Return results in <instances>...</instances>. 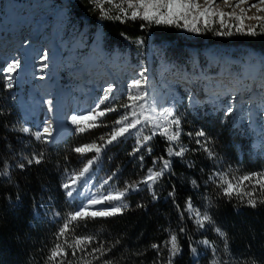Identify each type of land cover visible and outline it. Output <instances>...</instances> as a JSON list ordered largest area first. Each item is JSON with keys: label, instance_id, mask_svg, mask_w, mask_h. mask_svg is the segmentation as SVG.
I'll list each match as a JSON object with an SVG mask.
<instances>
[{"label": "trees", "instance_id": "trees-1", "mask_svg": "<svg viewBox=\"0 0 264 264\" xmlns=\"http://www.w3.org/2000/svg\"><path fill=\"white\" fill-rule=\"evenodd\" d=\"M67 8L80 18L79 23L88 40L95 36L100 43L106 40L124 47H130L133 41L139 42L141 52L130 53L129 58L139 56L148 68L153 64L154 55L171 63L179 55L189 68V55L193 50L198 52L203 47L223 46L228 42L218 35V31L202 30L198 35L183 39L172 26H142L140 20L103 19L98 16L100 10L89 0H77ZM257 38L256 42L239 40L235 43L237 47L247 48L245 53L250 58L251 69L254 67L252 62L264 55L258 52L264 50V32L258 29ZM200 67L205 68L204 61ZM218 67L224 66L219 62ZM13 97L0 75V173L5 166L7 172L0 174V264H56L49 262L48 257L56 243H63L65 238L58 239L57 233L67 214L73 211V205L65 199L61 188V175L78 165V154L73 149L98 141L107 133L115 116L107 114L102 118L105 127L84 133L72 132L65 139L47 144L33 139L31 131H22L23 120ZM173 112L181 118L179 141L187 149L184 155L169 157L166 149L170 142L159 133L136 154L133 149L137 145L129 135L107 146L92 167L115 173L111 180L115 189L122 190L126 183L140 180L148 168L159 170V164H153L158 157L170 159L171 167L151 190L141 185L138 190L130 191L124 198L128 207L123 213L74 222L75 231L66 238L94 235L89 250L101 242L111 247L110 252L99 261L93 260L92 264H102L103 260H111L113 264H166L169 250L165 241L171 234L177 235L182 249L173 264H213V261L216 264H264V204L258 203L252 208L235 194L229 198L218 186V177L213 176L217 172H227L231 179L233 174L261 172L264 171V159L248 154L247 145L230 129L227 121L223 122L222 111L209 113L197 109L193 113L182 105L173 108ZM200 130L206 133V147L215 156L209 157L196 143L197 139L205 143V137L194 135ZM151 134L148 128L147 135ZM41 153L40 163H28L34 155ZM21 164L23 168L19 167ZM210 176L213 178L209 179ZM253 184L254 181L245 182L244 191H250ZM47 192L53 196L51 205L56 211L55 218L36 214L39 199ZM254 195L258 197V191ZM189 199L195 209L201 213L206 211L212 222L199 227L194 214L187 211ZM217 227L226 234L225 237L215 231ZM205 240L211 242V246L204 247L202 241ZM153 244L160 246L159 251L152 248ZM193 247L195 253L191 251ZM68 259H76L70 250Z\"/></svg>", "mask_w": 264, "mask_h": 264}, {"label": "rangeland", "instance_id": "rangeland-1", "mask_svg": "<svg viewBox=\"0 0 264 264\" xmlns=\"http://www.w3.org/2000/svg\"><path fill=\"white\" fill-rule=\"evenodd\" d=\"M75 1L77 0H0V75L3 77L6 86L8 84L6 78L11 75L12 87H7L14 95L13 98L21 113L24 128L31 131L33 139L37 140L34 133L42 131L47 125L44 116H40V122L37 124L29 119L31 115L29 102L33 101L36 105L34 94L39 92L37 97L41 105L40 109H42V106L43 109L45 108L41 96L46 94L45 97H49L47 94L51 87L41 82L40 77L53 69L54 63L52 61L49 63H44V61L45 56L46 59H50V53L56 51L59 53V57L55 67L59 68L60 77L66 86L64 94L67 98H65V101L76 97L81 106L86 108L79 115L94 107L95 103L106 94L105 89L109 85H114V88L110 94L113 99L108 103L118 106L128 102L127 94L131 88L132 80L139 79L140 74L143 73L147 78V82L142 85V90L148 93L149 104L153 101L156 104L161 94L165 93V96L158 100L155 106L156 111L160 107L159 101L162 103L164 100H167L172 109L184 105L193 113L197 109L200 112L208 111L209 113L222 111L223 122L227 121L230 129L247 145L248 154L250 156L258 155L264 159V55L252 62L254 67L251 69L249 66L251 63L250 58L245 53L247 48L235 46V43L239 40L258 41L257 34H248L247 27L243 31L237 32L235 26L239 22L235 18L227 16L224 18L225 24L223 27H221L218 17L211 18L207 26H205L203 20H200L196 25L200 31L191 30L190 25L188 27L179 26L183 25V21L169 25L149 23L137 19L146 26H172L183 39L189 38L192 34L193 36L198 35L202 30H212L218 31L219 36H224L228 40L227 44L223 46L212 44L203 47L198 52L193 50L189 55V68L185 64L186 60L181 59L179 55L174 57L171 63L167 59H160L159 56H155V53H152L154 55L152 57L153 64L148 68L139 56L134 59L129 58L130 53L141 52L137 41H133L130 47H124L119 44H110L106 40L104 43H100L96 38L94 39L95 36L88 40L85 30L79 23L80 18L75 15L72 9L67 8V5L73 4ZM89 1L95 6L93 0ZM198 2L203 5L204 0H198ZM231 2L234 6L236 0H231ZM258 2L259 0H249V3ZM114 3H119V0H114ZM217 3L225 12L233 10V8L225 5L224 0H217ZM63 4L64 6H62ZM35 7L39 9L38 12L32 11ZM106 7L112 8V5H106ZM241 7L247 8L248 6L241 5ZM9 8H11L10 11H8ZM235 11L239 13V8H236ZM49 13L48 21L42 24L39 29L41 19ZM61 13H63L62 18L58 20L57 18ZM40 14L42 17L37 19L36 16ZM116 14L118 13L112 8L109 15ZM247 15L264 16V12H258L257 9L252 8L248 10ZM98 16L109 19L102 17L101 12ZM123 20L120 19V21ZM260 23V21L244 19V25H256V31L259 29ZM225 31H230L232 34H219ZM33 32H36L34 62L33 65L31 64L32 66H28L27 79L22 81L20 76H16L15 71L8 73L4 69L11 64L10 59L14 57L12 56L13 53L21 54L20 47L24 43L22 41L31 38ZM55 33L54 39L53 34ZM116 49H119V51L115 52ZM258 52L264 54V50L259 49ZM20 58L15 61L19 63ZM202 61L205 63L203 69L200 67ZM219 62L224 66L222 69L218 67ZM45 65L46 67H44ZM20 66L18 65V67ZM206 68L210 72H205ZM32 81H34L33 86ZM50 81H52V77L48 80V82ZM43 86L46 87V92L40 93V88ZM86 87L89 90L92 89V91L84 96L85 98H82L81 94L77 95V90ZM251 95H253L252 98ZM73 105L76 104L73 103ZM229 107L233 109L230 113L227 111ZM34 110H36L35 107ZM122 113L123 109H120L119 112L109 114L115 116L116 120ZM73 115L75 114L66 111L64 122L67 126L61 127L62 131L58 132L54 138L48 137L47 140L40 141L50 144L67 138L72 132L78 133L76 131L77 125L72 123L71 118ZM110 130L111 126L107 132ZM147 130L148 128L145 127L143 135H147ZM50 131L52 130L50 129ZM136 131L131 130V134L126 135L132 137L137 145ZM170 143L176 151L179 150L176 142ZM179 145H182L180 141ZM92 155L94 153H88L85 156L78 154V165L67 169V173L63 171L61 183L67 182L68 174L81 169L86 159L91 158ZM112 174V172L109 173L101 167H91L89 173L77 183L78 189H82V192L81 199L74 200L72 203L73 211L78 210L83 205V199L86 202L87 197L99 193L106 194L108 191L115 189L111 181L101 187L103 181ZM88 186L91 188L88 189ZM52 203L53 196L47 192L39 199L36 214L43 218H55L56 211L53 209ZM189 214L193 213L189 212Z\"/></svg>", "mask_w": 264, "mask_h": 264}, {"label": "snow or ice", "instance_id": "snow-or-ice-1", "mask_svg": "<svg viewBox=\"0 0 264 264\" xmlns=\"http://www.w3.org/2000/svg\"><path fill=\"white\" fill-rule=\"evenodd\" d=\"M93 3L97 8L100 9L102 17L109 19H131L137 20L141 19L149 23L155 24H174L179 21H183L182 27L191 26V30L200 31L196 27L200 20H203L205 26H207L213 17L219 18V23L221 27L225 24V17L235 18L239 23L235 26L237 32H241L247 27V33L250 35L257 34L256 25H244V19L260 21L259 31L264 32V16L259 15H247L249 9L255 8L258 12H264V0H259L258 3H249V0H236L233 6L231 0H224L227 7L233 8L232 11L225 12L219 7L217 0H204L203 5L198 2V0H119V3H114V0H93ZM106 5H112V8L116 10L118 14L109 15L112 8H107ZM241 5H247L248 7H241ZM239 8V13L235 11ZM144 26V25H142ZM220 35H231L230 31L220 32ZM46 59V56H45ZM18 67V61H14L9 64L4 71L12 73ZM46 67V65L44 66ZM9 88L12 87V77L9 75L7 78ZM147 82L146 76L143 73L140 74L139 79H133L131 82V88L127 94L126 103L119 104L118 106L110 104L111 93L113 92L114 85H109L105 89V95L95 103L94 107L87 109L81 115H73L72 123L77 125L76 131L84 133L92 129L99 127H105L103 120L101 118L105 117L109 113L119 112L123 109V113L113 121L111 125V130L103 135H101L97 140L90 143H86L77 146L73 149L74 152L85 156L88 153H94L91 158L86 159L83 167L76 170L67 176V182L62 186L66 191L68 197H72L75 186L89 173L90 168L93 166L94 162L99 159V156L103 149L107 146L112 145L119 139L125 137L126 134H131V130H137L135 134L137 135V146L133 149V154L138 153L141 148L147 147L148 142H150L153 137L159 133L164 136L168 142H176L179 146V150L176 151L172 144L166 149L167 155L171 156H183L187 150L184 146L179 145L180 136L182 134L181 130V118L175 116L173 109L171 107L164 108L159 112L156 111L155 102L151 104L148 102V93L142 90V85ZM103 106V107H102ZM232 108L229 107L227 111L232 112ZM131 117V119H129ZM171 117V119H170ZM139 126V127H138ZM145 127L149 128L151 135H143ZM51 125H47L42 131H37L34 133L37 140H47L50 133ZM23 132L27 133L30 130L28 128H23ZM47 134V135H46ZM188 135H193L189 133ZM196 137H205V143H202L199 139L196 140L197 144L205 149L209 157L215 156V153L206 147V142L208 138L203 130L197 131L194 134ZM147 151L150 153L151 148L148 147ZM43 158L41 153L39 156L34 155L32 159L28 160V163L33 162L40 163ZM141 161L143 156L140 157ZM154 166L159 164V170L155 168H148L147 173L140 180L128 182L125 184L124 188L113 189L105 193H99L98 195L92 196L88 199L87 204L79 207L78 210L72 211L65 217L64 223L59 228L57 233V238L63 239V243H56L50 252L48 257L49 262L55 261L56 264H92L93 260H101L106 253L111 251V247H106L103 242H101L97 247H92L89 250V245L95 240L94 235H72L70 239L66 238L69 233H74L75 229L73 227L74 222H80L87 219H95L99 217H112L117 214L123 213L128 207L124 202V198L130 191H135L140 188L141 185L147 186L150 190L153 185L156 184L159 179L168 171L171 167L170 159H165L164 157H158L153 161ZM19 167L23 168L24 165L21 164ZM67 173V169L65 170ZM0 174H7L6 166L5 170ZM115 173L109 176L103 181L104 185H107L109 181L113 179ZM213 176L218 177V186L222 190L223 194L231 198L234 194L243 202L252 208H255L258 203L264 204V171L253 172L241 176L232 175L229 178V173L227 172H217ZM213 177L210 176L209 179ZM250 191H244L245 182H253ZM85 182H87L85 180ZM195 184V181H193ZM259 193L254 195V193ZM171 195V193H170ZM247 197L245 201L244 198ZM153 198L155 199V192L153 191ZM102 205L98 210H93L91 206ZM142 207V205H138ZM179 209V206H177ZM187 211L193 213L196 217V223L199 227H203L205 222H212L211 216L205 211L201 213L198 209L193 208L191 200L186 202ZM184 231V229H180ZM215 231L221 236L225 237L226 234L220 229L216 228ZM119 243V241H117ZM205 245L211 246V242L205 240L202 241ZM165 245L169 246V256L166 264H173L174 258L180 254L181 246L178 243L177 235L171 234L168 241H165ZM114 247V245L112 246ZM225 247L227 248V240H225ZM152 248L159 251L160 246L153 244ZM69 250L71 251V256L76 257L75 260L68 259ZM192 253L196 252V248H191ZM213 251L215 249L213 248ZM102 264H113L111 260H103ZM213 264H216L213 261Z\"/></svg>", "mask_w": 264, "mask_h": 264}, {"label": "bare ground", "instance_id": "bare-ground-1", "mask_svg": "<svg viewBox=\"0 0 264 264\" xmlns=\"http://www.w3.org/2000/svg\"><path fill=\"white\" fill-rule=\"evenodd\" d=\"M235 2V1H234ZM64 6V4L62 5ZM11 8L8 9V11H10ZM38 8H34L32 9L33 12H38ZM8 13V12H7ZM49 14H46L44 16V18L41 19L40 21V25H39V29L41 28L42 24H45L48 19H49ZM63 13H61L59 15V17L57 18L58 20H60L62 18ZM40 17H42V15H37L36 18L40 19ZM17 22V21H16ZM36 25V23H34ZM36 29V27H35ZM34 30V29H33ZM35 33H32L31 38L28 39H24L22 42H24L21 47L20 50H22L21 54L15 52L13 53L10 61L11 63H13L16 59H18L19 57H21L19 59V63L18 65L20 67L15 69L14 73H17L16 76H20L22 79V81L27 79V75H28V66H30L31 64L33 65V59L35 57V53L34 50L36 49V45H35ZM56 33L53 34V37L55 39ZM4 56V55H3ZM8 56V55H7ZM59 57V53L56 51H52L50 53V59H45L44 63H49L50 61H52L54 63V67L52 70H49V72H47L46 74H44L42 77H40L41 82H44L45 84L49 85L51 88L48 90V94L47 96L49 97H45L46 94H42L41 99L42 102L45 106V108L40 109V104H39V99L37 97L38 93H35L34 98L36 99V105L33 101L29 102L31 105V114L34 115L36 117V120L34 123H39L40 122V116H42L43 114L46 115H50V116H57V120L59 121L58 123V132L62 131L61 127L63 126H67V124L64 122V118L66 117V111L70 110V114H75V115H79L80 112L84 111L86 108L81 106V103L78 102V100L76 99V97L70 98L68 101H65V90H66V86L65 83L63 82V80L60 77V72H59V68L55 67L56 61L58 60ZM5 58V56H4ZM8 59V58H7ZM21 62V64H20ZM31 65V66H32ZM31 72V71H30ZM13 75V74H12ZM52 77V81L48 82V80ZM34 81H32V86L34 85L33 83ZM88 90V91H87ZM91 90H89L88 87L84 88H80V90H77V95L81 94L82 98H85L84 96H86L89 92H91ZM46 92V87H41L40 88V93H45ZM220 92V91H219ZM225 92V91H224ZM68 96V95H67ZM163 96H165V93H162L161 96L158 98V100H160ZM253 95H251L250 97L252 98ZM25 99V98H24ZM157 100V102H158ZM26 101V99H25ZM157 102L155 104V106L157 105ZM73 103H75L76 105H73ZM159 106L157 108V112H159L160 110L164 109V108H169L171 107L169 103H167V100H164L162 103L161 101H159ZM34 107L36 110H34ZM79 108V110H78ZM65 116V117H64ZM49 122L47 119L45 121V124ZM67 129V127H66ZM65 129V130H66ZM52 131H50V133L52 134L53 129H51ZM64 130V131H65ZM57 132V133H58ZM47 135V134H46ZM91 197H87L86 198V202L85 204H87L88 199H90ZM207 245L204 244V247H206Z\"/></svg>", "mask_w": 264, "mask_h": 264}, {"label": "water", "instance_id": "water-1", "mask_svg": "<svg viewBox=\"0 0 264 264\" xmlns=\"http://www.w3.org/2000/svg\"><path fill=\"white\" fill-rule=\"evenodd\" d=\"M101 207H103L102 205L101 206H96V207H92V209H100Z\"/></svg>", "mask_w": 264, "mask_h": 264}]
</instances>
